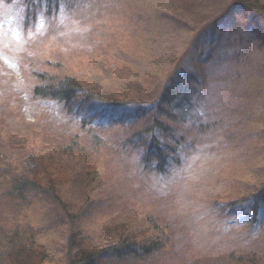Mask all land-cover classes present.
<instances>
[{"label": "rangeland", "instance_id": "1", "mask_svg": "<svg viewBox=\"0 0 264 264\" xmlns=\"http://www.w3.org/2000/svg\"><path fill=\"white\" fill-rule=\"evenodd\" d=\"M25 1L0 0V245L30 225L41 252L66 264L72 232L97 239L122 228L121 239L168 241L137 264L264 261V202L254 195L264 183V19L235 9L238 0H52L50 13ZM178 58L209 104L189 118L203 128L176 131L187 138L174 148L183 159L169 154L159 172L148 142L165 135L152 124L172 121L151 105ZM64 79L83 92L71 111L35 92ZM247 82L262 91L251 101ZM112 102L125 105L118 116ZM88 147L97 162L86 176ZM28 155L75 168L58 201L20 209L10 198L6 174Z\"/></svg>", "mask_w": 264, "mask_h": 264}, {"label": "trees", "instance_id": "2", "mask_svg": "<svg viewBox=\"0 0 264 264\" xmlns=\"http://www.w3.org/2000/svg\"><path fill=\"white\" fill-rule=\"evenodd\" d=\"M25 2H28V7L36 12L42 10L43 6L46 7L47 13L51 12L49 5L52 4V0H26ZM237 7L239 10H250L256 18L264 19V0H238L234 8ZM183 66L181 58H178L172 67V69L174 68L173 72L169 73L168 77L170 78L165 80V85L161 87L162 92L160 91L161 94L159 93L158 99H160V102L165 100L163 107L159 105L158 99H155L154 104L151 105L152 107L156 106L159 114L167 116L172 121V125H168L155 119L152 124L154 129L159 128L165 135L162 142L161 138L159 139L152 134L148 142L147 156L150 155L151 151L157 154V164L154 169L159 172L167 164L166 158L169 154L173 157L171 164L175 160L180 162L183 159L181 156L178 157L179 153L174 148L178 149L181 144L184 145L187 138L180 136L176 131L188 129V133L192 134L193 131H190V128L197 130L203 128V125L201 122L196 121L194 124H190L189 118H192L193 115H200V113L207 115L205 106L209 104V101H207L208 96L205 98L198 78L193 74L190 75ZM250 77L247 75L249 79L247 81L253 82ZM193 82L201 88L203 94H198L196 88L191 85ZM75 83L73 80L64 79L56 84H47L43 88L36 89L35 92L40 98L56 100L61 103L62 109L71 111L76 103V101H73L74 97L83 94L82 89ZM248 83H245L242 87L243 89L245 87V92L241 95L243 101L254 100L262 94V91L254 87V83L247 88ZM183 102L184 105H181ZM109 105L115 110V116L121 114L122 109L125 108L122 103L112 102ZM178 107H181L178 116L175 113H170V109ZM199 107H201V111H199ZM144 110L150 109L143 108L141 112H144ZM185 125L187 128H185ZM166 136L170 138L175 147L164 143ZM97 143H99L97 139L92 140V144L97 145ZM95 152L94 149L89 147L81 149L80 158L86 167V176L89 173L92 174V170L96 166L97 155ZM144 161L148 162V158ZM6 176L10 177L9 196L20 209H29L40 196L48 195L58 201L60 189L66 184H70L76 177L75 168L69 164L62 165L52 156L44 158L33 155H28L25 158L23 168L19 172H7ZM254 195L257 202H264V183L256 190ZM122 230V228L120 230L116 229L114 232ZM114 232L110 236L101 233L97 239L79 232H72L67 239L68 257L66 264H131L133 262L137 264L144 258H153L160 249L165 248L166 242H168L165 241V244H163L155 240L146 241L147 239H143L140 233L123 235V239H121ZM12 234L11 237L2 235L0 264H53L51 258L43 254L37 245L36 240L42 235L41 231L28 225L17 228ZM145 259L143 262L147 261ZM251 260L248 256L231 254L227 264H264V261L260 258L255 259V261Z\"/></svg>", "mask_w": 264, "mask_h": 264}, {"label": "snow or ice", "instance_id": "3", "mask_svg": "<svg viewBox=\"0 0 264 264\" xmlns=\"http://www.w3.org/2000/svg\"><path fill=\"white\" fill-rule=\"evenodd\" d=\"M200 115H203L202 113H200Z\"/></svg>", "mask_w": 264, "mask_h": 264}]
</instances>
